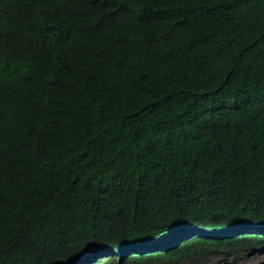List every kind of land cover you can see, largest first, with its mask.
<instances>
[{
	"label": "trees",
	"instance_id": "obj_1",
	"mask_svg": "<svg viewBox=\"0 0 264 264\" xmlns=\"http://www.w3.org/2000/svg\"><path fill=\"white\" fill-rule=\"evenodd\" d=\"M249 224L264 0H0V264L234 255L264 235L194 230Z\"/></svg>",
	"mask_w": 264,
	"mask_h": 264
},
{
	"label": "clouds",
	"instance_id": "obj_2",
	"mask_svg": "<svg viewBox=\"0 0 264 264\" xmlns=\"http://www.w3.org/2000/svg\"><path fill=\"white\" fill-rule=\"evenodd\" d=\"M194 233L198 236L199 240H237L242 239L246 236L251 235H264V225H234L226 226L220 229H198L194 230ZM191 233L189 230L185 232L177 231L171 238L165 240L164 242L157 243L154 245H144L137 248L140 255L148 250L154 249H164L172 244L173 241H179L189 236ZM123 253V252H120ZM121 254H100L98 256H93L89 260H84L79 264H103L111 261L112 258L120 259ZM143 256V255H142ZM252 259V261H250ZM264 264V246H259L255 249H249L247 252L237 253L234 255H206L204 254L202 258H184L181 262H160L161 264Z\"/></svg>",
	"mask_w": 264,
	"mask_h": 264
},
{
	"label": "rangeland",
	"instance_id": "obj_3",
	"mask_svg": "<svg viewBox=\"0 0 264 264\" xmlns=\"http://www.w3.org/2000/svg\"><path fill=\"white\" fill-rule=\"evenodd\" d=\"M250 261H252V259ZM239 264H241V262H239Z\"/></svg>",
	"mask_w": 264,
	"mask_h": 264
}]
</instances>
